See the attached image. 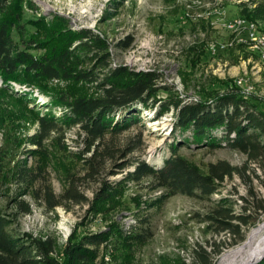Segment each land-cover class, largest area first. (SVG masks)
<instances>
[{
  "label": "rangeland",
  "instance_id": "374dc122",
  "mask_svg": "<svg viewBox=\"0 0 264 264\" xmlns=\"http://www.w3.org/2000/svg\"><path fill=\"white\" fill-rule=\"evenodd\" d=\"M12 1L13 5L20 4L22 20L18 23L24 28L25 39L32 40L30 51L35 56L49 52V48H39V41L52 39L48 44L52 50L66 43L64 38L69 31L78 35L79 31L90 29L107 41V64L102 67L93 54L91 58L82 57V68L97 67L100 80L109 70L119 67L135 72L155 71L159 78L157 92L150 100L156 102L155 106L136 105L133 109L140 111L137 122L116 136H107L116 155L100 173L90 177L86 176L81 156L85 140L79 125L65 130L63 142L62 133L53 134L42 149L32 145L30 137L38 129L39 112L52 110L60 117L67 111L53 103V93L65 90L78 96H98L102 91L97 82L43 80L37 86L12 82L7 89L0 78V215L9 219V229L23 240L26 234L54 238V255L60 261H64L63 251L70 240L77 243L85 235L104 231L114 223L127 233H145L148 238L138 241L130 237L117 242L114 235L106 248L102 246L97 263L192 264L196 247L208 251L213 247L219 252L212 264H219L225 253L247 239L263 220L264 211L250 225L242 226L244 239L238 243L234 236L218 233L217 225L209 226L203 219L215 207L242 212L243 197L252 199L253 193L258 203H264V154L259 159L248 158L221 139V130L214 132L220 140L217 145L196 142L191 130L176 132V110L162 109L160 103L213 102L219 95L236 92L251 98L264 111V59L255 43L248 40L246 31V22L251 29H264V14L255 12L257 8L264 11V0ZM37 18H42L38 24ZM239 18L246 21L243 28L228 27ZM12 34L26 47L17 29ZM128 41L130 44L124 46ZM78 43L79 39L74 41V45ZM158 112H162L161 116ZM121 114L115 113V119L121 120ZM128 145L136 149L125 159H144L156 167L163 165L171 145H175L179 154L205 173L210 163L220 161L237 170L225 178L210 199L169 196L164 188L154 187L155 179L150 176L140 182L124 183L121 193L111 202L93 210L91 203L103 182L121 180L134 169L125 167L111 175L117 164L125 160L121 154ZM23 167L36 179L21 182L19 172ZM72 181H76V191L87 202L64 201L63 205L50 208L35 199L47 187L60 196ZM20 200L30 205L31 213L22 212L18 207ZM252 215L257 213L252 210Z\"/></svg>",
  "mask_w": 264,
  "mask_h": 264
},
{
  "label": "trees",
  "instance_id": "16d2710c",
  "mask_svg": "<svg viewBox=\"0 0 264 264\" xmlns=\"http://www.w3.org/2000/svg\"><path fill=\"white\" fill-rule=\"evenodd\" d=\"M17 4L18 2L13 5L12 0H0V78L5 85L4 88L9 89L12 82L28 86H37L43 80L73 79L76 82H97L99 90L102 91L98 96H78L65 90L53 93V103L63 106L67 111L60 117L52 110L39 112L38 129L30 137L31 144L42 149L44 142L53 134L62 133L60 140L63 142L65 130L79 125L85 140V149L81 156L86 165V176H94L116 155L109 145L107 136H116L137 122L140 111L133 109L136 105L141 104L143 108L155 106L156 102L150 100L157 92L155 85L159 75L155 71L135 72L129 71L126 67H119L109 70L103 80H100L96 72L97 67L90 69L81 67L84 63L82 57L91 58L93 54L95 60L99 59L102 67L107 64L108 54L105 53L108 49L107 41L90 29L79 31L78 35L69 31L68 37L64 38L66 43L60 47H53L52 50L48 45L52 39L47 40L49 43L39 41L41 44L39 48H49V52L35 56L30 51L32 46L29 44L32 40L25 39L24 28L18 23L22 19L20 4L18 6ZM255 12L264 14L261 8H257ZM41 19L37 18L36 24ZM15 29L22 34L26 47L20 45L13 37L12 32ZM77 39L80 43L74 45ZM129 44L128 41L123 45ZM160 104L162 109L176 110V132L191 130L193 140L196 142L207 141L217 145L220 140L214 132L221 130V139L246 154L248 158L259 159L264 154V111L259 109L251 98H245L236 92H228L215 97L213 102L183 103L179 100ZM120 111L123 117L116 120L115 113ZM161 114L162 112H158V116ZM135 149L134 145H128L121 158H127ZM88 153L91 155L87 156ZM2 166L0 161V173ZM131 166L134 169L127 171L121 180L103 182L91 203L93 210H99L102 203L111 202L115 195L121 193L124 183L140 182L150 176L155 179L154 187L164 188L169 196L184 194L210 199L218 192L225 178L237 170L228 162L220 161L210 163L209 171L205 173L179 154L175 145H171V153L160 167L151 165L144 159L128 158L118 163L117 169L113 170L111 175H116L125 167ZM19 173L21 182L28 183L36 179V175H32L33 173L25 167L20 169ZM77 188L76 181H72L64 194L56 196L50 187H47L37 193L35 199L46 203L50 208L63 205L64 201L76 204L87 202L88 199L76 191ZM252 196V199L243 197L245 204L242 212L238 213L231 207H215L203 220L209 226L217 225L218 233L231 234L236 238L235 243H238L244 239L242 226L250 225L264 211V203H258L255 193ZM18 207L25 214L32 211L24 200L18 202ZM252 210L257 213L255 217ZM9 224V219L0 215V264H102L97 263L101 248L102 246L106 248L114 235L118 237L117 242L130 237L138 241H145L148 238L145 233L136 234L133 231L127 233L125 229L113 223L104 231L85 235L77 243L70 240L63 251L64 261H60L54 255L57 246L54 238H34L26 234L27 237L23 240L9 229ZM218 252L213 247L209 251L196 247L192 264H212ZM257 264H264V258Z\"/></svg>",
  "mask_w": 264,
  "mask_h": 264
},
{
  "label": "bare ground",
  "instance_id": "6f19581e",
  "mask_svg": "<svg viewBox=\"0 0 264 264\" xmlns=\"http://www.w3.org/2000/svg\"><path fill=\"white\" fill-rule=\"evenodd\" d=\"M232 22H235L232 24ZM230 22L228 26L231 29L243 28L245 25L244 19H235ZM255 27V26H254ZM252 30H256L253 28ZM257 32L248 31V40L255 43L259 49L261 58L264 59V48L260 47L256 43H264V35H257L262 33L258 30ZM241 82L243 80L241 79ZM264 254V218L263 220L253 228L247 239L239 246L231 249L225 253L220 259L219 264H257Z\"/></svg>",
  "mask_w": 264,
  "mask_h": 264
},
{
  "label": "built area",
  "instance_id": "2783aa9c",
  "mask_svg": "<svg viewBox=\"0 0 264 264\" xmlns=\"http://www.w3.org/2000/svg\"><path fill=\"white\" fill-rule=\"evenodd\" d=\"M233 23H235V22H232V24ZM246 31H249V32H257L256 30H252L251 28H249V25H248L247 22H246ZM257 35H264V33H257ZM256 44H258L260 47L264 48V43H256ZM239 83L242 84L243 82H241V80H240Z\"/></svg>",
  "mask_w": 264,
  "mask_h": 264
},
{
  "label": "water",
  "instance_id": "95a60500",
  "mask_svg": "<svg viewBox=\"0 0 264 264\" xmlns=\"http://www.w3.org/2000/svg\"><path fill=\"white\" fill-rule=\"evenodd\" d=\"M263 258H264V254L261 256V258H260V260H259V261H261Z\"/></svg>",
  "mask_w": 264,
  "mask_h": 264
}]
</instances>
